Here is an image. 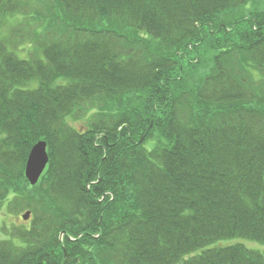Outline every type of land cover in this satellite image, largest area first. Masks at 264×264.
<instances>
[{"label":"trees","instance_id":"trees-1","mask_svg":"<svg viewBox=\"0 0 264 264\" xmlns=\"http://www.w3.org/2000/svg\"><path fill=\"white\" fill-rule=\"evenodd\" d=\"M10 205L0 264H264V0H0Z\"/></svg>","mask_w":264,"mask_h":264},{"label":"rangeland","instance_id":"rangeland-1","mask_svg":"<svg viewBox=\"0 0 264 264\" xmlns=\"http://www.w3.org/2000/svg\"><path fill=\"white\" fill-rule=\"evenodd\" d=\"M31 4L39 8V4H37V2L31 3ZM42 9H43V14L47 15V11L44 6ZM49 18L51 22H53V24L57 22V20L55 19V15L53 16L52 10L49 13ZM18 48L22 50L26 49L23 46H18ZM26 212L27 211H23L22 206L20 207V206H14V205H10L8 209L5 207L1 209L0 211V240L7 239L9 231L15 227H19V228L30 227V223L25 222L23 220V215ZM237 242H242L243 244L250 246L248 241H237L236 240V241H232L231 243H237ZM251 247L259 249L260 251H264V248L260 245L253 244L251 245Z\"/></svg>","mask_w":264,"mask_h":264},{"label":"water","instance_id":"water-1","mask_svg":"<svg viewBox=\"0 0 264 264\" xmlns=\"http://www.w3.org/2000/svg\"><path fill=\"white\" fill-rule=\"evenodd\" d=\"M49 161L48 144L45 141L36 143L30 151L24 170L25 178L30 186L34 187L38 184ZM30 215L31 213L27 212L23 216V220L27 222L30 219Z\"/></svg>","mask_w":264,"mask_h":264},{"label":"bare ground","instance_id":"bare-ground-1","mask_svg":"<svg viewBox=\"0 0 264 264\" xmlns=\"http://www.w3.org/2000/svg\"><path fill=\"white\" fill-rule=\"evenodd\" d=\"M232 241L231 240H228V241H224V242H221V243H219L220 245H225V244H229V243H231ZM249 244H250V246L249 245H246L245 244V246L247 247V248H249L250 250H258V251H260L259 249H256V248H252L251 247V245H253V244H256V245H259V244H257V243H254V242H249Z\"/></svg>","mask_w":264,"mask_h":264}]
</instances>
